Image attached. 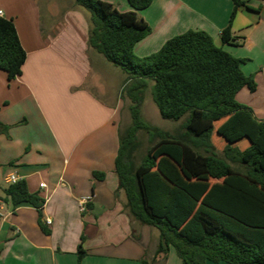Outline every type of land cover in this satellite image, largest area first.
Masks as SVG:
<instances>
[{
	"label": "crops",
	"instance_id": "1",
	"mask_svg": "<svg viewBox=\"0 0 264 264\" xmlns=\"http://www.w3.org/2000/svg\"><path fill=\"white\" fill-rule=\"evenodd\" d=\"M103 1L121 12L133 10L128 0ZM244 1L253 10L241 7L232 24L233 35L244 37V43L220 46L236 58L256 60L249 71L247 62L242 69L255 76L257 90L244 88L236 96L251 108L245 102L249 97L264 101V5ZM42 4L0 0L2 17L14 20L27 52L20 76L10 80L0 70V197L8 176L25 180L29 192L45 200L42 218L51 221L46 224L51 234L41 229L31 204L2 202L0 264H182L174 248L166 259L155 255L159 231L130 217L119 189L116 159L125 107L130 106L122 96L126 76L89 48L84 9L75 2H53L44 14ZM57 5L60 22L54 20ZM233 9V0H154L139 12L152 32L136 44L135 53L149 56L190 29L205 31L216 42ZM245 48L256 53L243 56ZM251 109L264 121V114ZM83 235L86 255L79 262Z\"/></svg>",
	"mask_w": 264,
	"mask_h": 264
},
{
	"label": "trees",
	"instance_id": "2",
	"mask_svg": "<svg viewBox=\"0 0 264 264\" xmlns=\"http://www.w3.org/2000/svg\"><path fill=\"white\" fill-rule=\"evenodd\" d=\"M153 1L128 0L133 10L121 12L103 0H74L89 16V48L126 76L122 96L130 101L131 125L121 134L116 159L125 208L134 221L159 231L157 257L166 259L174 248L182 264H264V121L236 99L244 88L257 90L255 76L243 72L246 59L200 30L138 56L136 44L152 32L139 12ZM233 3L220 36L223 44L240 46L245 38L233 35V21L241 7L253 8L244 0ZM26 60L14 20L0 17V70L12 80ZM150 89L164 119L185 118L179 131H163L143 118ZM140 132L153 145L137 164ZM2 202L31 204L41 229L51 234L42 218L45 200L30 193L25 180L4 188L0 207ZM84 240L83 235L79 262L86 255Z\"/></svg>",
	"mask_w": 264,
	"mask_h": 264
},
{
	"label": "rangeland",
	"instance_id": "3",
	"mask_svg": "<svg viewBox=\"0 0 264 264\" xmlns=\"http://www.w3.org/2000/svg\"><path fill=\"white\" fill-rule=\"evenodd\" d=\"M40 1L42 4L43 0H40ZM62 1H65L66 3H73L74 2V0H49V1L45 0L46 4H44V3L42 4L43 5V13L44 14L48 13V11L50 10V6L52 5L53 2L54 3H57V2L62 3ZM54 8H55V12H56V15H54V20H55V22H60L61 21L60 7L57 5ZM221 42H222L221 39L220 40L217 39V41L215 43L218 46H220ZM242 48L243 47H241V49ZM243 51L246 54L245 53H242V54H243V56H246V57H250L249 55H254L256 53V51H253L250 54V52L248 51L247 48L243 49ZM255 64H256V60H254L253 62L247 60V68L245 67V71H249L250 69H252L255 66ZM250 94H251V96L254 95V93H250ZM245 102L249 103V105H251L250 107L253 108L254 110H256V112L259 115L264 114V101L259 97V95H256L255 97L254 96L249 97ZM128 106H129V103H127L126 107H125L126 114L124 116V121H123V125H122L123 132H125V130L131 125V115H130ZM142 115H143V118L148 123H150L151 125L156 126V127L160 128L161 130L167 131L170 133H175L176 131H179L185 122V118L180 120V121L164 119L161 116L158 107L156 106V104L153 101L151 89L146 93L145 101H144V104L142 107ZM139 140H140V146H139V148L135 154V162L137 164H139L141 162V160L145 156L147 150L153 145L149 140V135L145 132L139 133Z\"/></svg>",
	"mask_w": 264,
	"mask_h": 264
},
{
	"label": "built area",
	"instance_id": "4",
	"mask_svg": "<svg viewBox=\"0 0 264 264\" xmlns=\"http://www.w3.org/2000/svg\"><path fill=\"white\" fill-rule=\"evenodd\" d=\"M262 5H264V0H262ZM2 16H3V12L0 11V17H2ZM5 180H6V182H7L8 185L15 184V183H17V182L20 181L19 178L17 176H15V175L8 176ZM41 187H44V184L41 185ZM46 224L47 225H50L51 224V221L49 219L46 220Z\"/></svg>",
	"mask_w": 264,
	"mask_h": 264
}]
</instances>
